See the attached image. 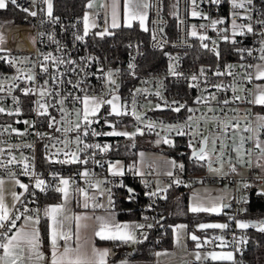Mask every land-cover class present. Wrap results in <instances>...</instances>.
<instances>
[{
	"label": "built area",
	"instance_id": "built-area-1",
	"mask_svg": "<svg viewBox=\"0 0 264 264\" xmlns=\"http://www.w3.org/2000/svg\"><path fill=\"white\" fill-rule=\"evenodd\" d=\"M196 3L195 10L208 19L191 15V0H148L146 37L129 38L118 45L112 41L102 42L111 36L113 30L106 23V15L101 9L94 13L96 26L93 29L89 27L88 34L84 35V14L61 18L52 11L50 17L44 0H35V3L33 0H17L13 6L27 15L25 23L15 25L20 29L12 28L19 32L17 36L21 43L12 45L8 38L0 48V85L3 88L0 90V106L20 109L19 114L0 112V177L13 178L9 176L11 172L28 189L20 192V199L13 204L12 212L19 210L23 215L34 216L37 197L57 192L59 179L63 178L70 181L72 192L80 193L78 189H83L90 196L92 205L98 204L100 196L104 195L110 208L114 205V189L123 186L125 201H142L143 213L137 224H152L165 229V224L158 223L160 212L157 207L165 191H160L157 186V176L150 161L142 160L140 171H137L131 158L122 174L113 175L109 165H115L117 157L110 155V151L127 139V150L134 153L135 140L130 136H106L102 133L113 130L109 126L111 124L115 129L133 128L139 135L165 139L176 137L183 146L181 157L168 155L171 159L168 172L172 175H167L168 172L160 175L161 180L168 184L166 188H185L202 182L225 184L231 194L229 199L223 200L229 205L225 208L229 217L228 227L214 229L205 245H220L221 240L216 238L223 237V246L233 252L232 264H247L248 231L236 228L235 220L242 209L245 185L264 186V174L260 172L262 157L254 143L255 134L244 131L245 128L256 129L258 118L264 117V112L248 102L252 100L253 78L251 81L246 78L248 73L252 74V68L246 66L260 61L262 55L260 47L264 37L260 32L264 29L256 23L262 19L261 2L252 0L247 12L236 10L239 13L237 23H252L255 29L254 33L236 37L231 36L233 9L229 0H220L219 4H211L208 0H196ZM23 8L37 14L31 16ZM244 16H251V20L240 18ZM215 19L225 20L224 24L217 25L216 30L211 26V20ZM6 28H2L4 38L7 37L5 33H10L5 32ZM105 28L107 33L99 35ZM193 30L197 36L190 34ZM77 35L83 39L77 40ZM200 35L208 39L201 41ZM225 35L229 37L227 41L223 39ZM233 39L238 43H232ZM202 44L208 47L204 48ZM240 49L251 50L252 55ZM146 50L161 53L160 58L152 59L153 67L145 64ZM217 53L220 54L217 56ZM208 54L216 57H205ZM130 64L134 67L129 68ZM170 65L175 74L169 71ZM110 71L112 76L109 78L107 74ZM28 75L34 79L29 81ZM193 76L197 79L193 80ZM109 79L115 83H110ZM28 89L31 93L25 95ZM41 90L45 92L44 96L40 95ZM85 95L103 100L116 96L119 98L117 103L126 114L109 115L111 106L107 103L101 105L98 122L97 117H90L93 123L88 126L89 134L84 136V124L81 123L80 129H75L74 125L78 122L76 111L82 115ZM237 95L241 99H235ZM61 100L63 104L59 102ZM37 101L46 105L45 115L38 114ZM180 105L183 107L179 112L172 110ZM133 110L141 116L140 120L135 118ZM49 121H52V127H49ZM225 121L231 126L221 130ZM149 124L154 127L150 128ZM179 129L185 134L178 135ZM93 130L100 135L93 136ZM259 133L264 138V131ZM210 134V157L197 160L190 152L200 148L204 136L207 149ZM78 135L83 143L76 142ZM242 138L241 152L247 150L251 155L244 154L240 159L234 147L236 141L240 146ZM213 140H216L215 151L212 150ZM190 142L192 147H189ZM85 143L107 145L108 150L84 149ZM73 152L87 163L59 162L70 159ZM25 164L28 165V175L24 174ZM180 165H183L182 169ZM85 171L88 175H81ZM36 177L45 181L46 190L35 187ZM176 180L180 183H175ZM151 192L157 195L146 194ZM24 208L28 212H24ZM248 221L264 222V215L248 218ZM252 228L258 231L256 227ZM149 229H137V238L145 240L144 235ZM241 238L246 242L240 244ZM137 244L131 243L123 249V257L130 259L131 249ZM237 248L240 251H236ZM109 251L112 256L116 254V248L111 245Z\"/></svg>",
	"mask_w": 264,
	"mask_h": 264
},
{
	"label": "snow or ice",
	"instance_id": "snow-or-ice-1",
	"mask_svg": "<svg viewBox=\"0 0 264 264\" xmlns=\"http://www.w3.org/2000/svg\"><path fill=\"white\" fill-rule=\"evenodd\" d=\"M211 4H219L220 0H208ZM231 7L233 9L232 12V23H231V36H243L248 33H254L255 29L252 25V23L248 24H240L237 23V17H239V13L236 11L237 9H243L245 12L248 11V5L252 3V0H229ZM11 3L12 5L17 4V0H0V10L5 9L7 4ZM33 3H35V0H33ZM44 3L47 4V10L48 15L52 16V3L51 0H44ZM193 11L191 12V15L193 17L201 16L204 19H208L207 16H204L201 12H198L195 10L197 7L196 0H191ZM94 6H96V0H89V3L86 5L87 8L92 9ZM100 8H111V27L116 28L120 27V12H119V0H111V3H101L99 4ZM149 8V4L147 3V0H123V21L125 27H131L133 21H138L140 24V27L144 30H147L145 28V21L147 19V9ZM23 11L27 12L31 16H35L37 13L35 11H30L28 8H23ZM241 19L251 20V16H244L240 17ZM84 35L88 34V29L90 26V16L88 12H85L84 14ZM107 23V21H106ZM224 19H215L211 20V26L214 30H216L217 25L224 24ZM262 29H264V19H259L256 21ZM92 27H95V23H91ZM201 27H205L201 25ZM225 32H227V29H225ZM107 33V28H105L104 32L99 33V35L103 36ZM192 36H197V32L193 30L190 33ZM260 35L264 37V31L260 32ZM3 36H0V43H3ZM77 40H82L83 37L77 35ZM199 39L201 41L207 40L208 37L205 35H200ZM224 40H228V35H225L223 37ZM215 43V42H213ZM232 43H238L235 39L232 40ZM204 48H207V44L201 45ZM215 51V49H213ZM241 52L247 51L248 55H252L251 50L247 49H240ZM260 52L262 55L260 56L261 60H264V39L261 40V47ZM219 55V53H217ZM45 59H48V57H45ZM11 63V61H9ZM134 66L132 64L129 65V68H133ZM232 66L229 65V68ZM244 67V65H242ZM247 68H255V79L257 80H264V64H257V65H247ZM46 70V69H45ZM169 71L173 74H175L174 69L172 65L169 66ZM203 71V70H202ZM219 74V73H217ZM110 78L112 76L111 71L107 74ZM246 78L251 81L253 78L251 73H248ZM27 79L29 81H32L34 78L32 75H28ZM193 80H196L197 77L193 76ZM110 83H115L114 80L109 79ZM217 88H220V85H216ZM0 90H3L2 85H0ZM233 91L235 92L236 89L234 88ZM243 91V89H241ZM31 93V90H25L24 94L28 95ZM159 93H157L158 95ZM253 96V99L248 101L249 103H255L258 105H264V87H258L254 92L250 93ZM41 96L45 95V92L41 90L40 92ZM79 99V98H77ZM118 97L113 96L111 100H103L99 97H89L85 95L83 97V111L82 115L79 110L76 111V115L78 117V122L74 125L75 129H80L81 123L84 124L85 129L83 132L84 136H87L89 134L88 126L93 123V120L90 119V117H97L98 122V113L101 105L107 103L111 106V111L109 115H116L120 116L124 113L121 110L120 105L117 103ZM199 99V98H198ZM215 99V97H213ZM235 99L239 100L241 99L240 96H235ZM61 104L64 103L63 100L59 101ZM18 103V101H16ZM225 104L228 103L227 100L224 101ZM38 109L43 110L39 111V115H45L46 114V105L44 103H40L37 101ZM159 107V105H157ZM183 107V105H180L179 107H175L172 110L179 112L180 108ZM5 109L0 108V112H4ZM61 111L63 112L64 109L61 108ZM189 112L192 111V109H188ZM20 109H16V114H19ZM12 113L9 112V115ZM133 115L137 120L141 119V116L133 110ZM191 119V117H189ZM261 120V123L257 125L256 129L251 128H245L244 131H251V132H259L264 131V117L259 118ZM107 122V121H106ZM27 124L28 122L25 121ZM110 127L113 128L110 132L102 133L106 136H129L131 135L128 132H120L116 131L115 127L111 124H109ZM150 128L154 127V125L149 124ZM231 125L229 122L225 121L222 123L221 130H225L229 128ZM49 127H52V121H49ZM172 127V126H169ZM238 127V125H237ZM59 130V129H57ZM71 130V129H68ZM93 136L100 135V133H96L94 130L91 132ZM178 135H184L182 129L178 130ZM22 135V134H21ZM248 139H251V137H248ZM79 143H83V141L80 139V136H77V141ZM164 143H170L169 140L164 139ZM243 138L241 139V144L239 147L236 148V151L238 153V158L242 159L244 154L251 155L250 151L245 150V153L241 152V148L243 147ZM201 147L198 151L194 150L192 155L197 160H205L207 159V149L205 147V140H201ZM189 147H192L191 142L189 143ZM90 148H97L100 151L104 152L108 150V146H101L99 144L97 145H90V144H84V149H90ZM256 148L260 149L261 157H264V146L261 145L259 141L256 143ZM212 150H216V140L212 141ZM65 155H68L67 153ZM60 163H87L86 160H80L77 153L73 152L71 153V157L68 160H62L59 161ZM173 166H175V163L173 162ZM28 165L25 164V175H28L27 172ZM180 168H183V165H180ZM116 165H109V171L112 172L113 175L122 174V172L116 170ZM211 170V166H210ZM216 171H219L218 169ZM233 171L235 169L233 168ZM139 174V173H137ZM34 175V174H33ZM81 175L87 176V171L81 173ZM167 175L171 176L172 173L168 172ZM9 176H12L14 179V174L9 173ZM3 180H0V249L3 251V255H0V264H17V262L21 259H23V249L24 246L27 245L30 253L35 256V259L42 260L43 256L39 251V232L32 228L31 231H26L24 229H18L16 232L12 233L10 236L8 233L12 232V229L16 228V221L20 220L23 216V219L25 220V228L28 227V222H31L33 224H38L39 219L34 218L30 215H23V213L19 212H12L9 207L5 204L4 198L2 195V186H3ZM14 183L18 184L19 187L25 189L27 191V186L24 184H21L18 180L14 179ZM69 183L70 181L68 179H59V186L56 187V191L63 194L64 204L59 205H53L46 207L44 209V215L48 218L50 221L48 228H49V238L51 242V247L53 250L52 253V261L51 264H106V257L109 255V252L107 250H99L95 246L89 247V238L85 235H82V233L86 232L89 227L92 228L93 235L95 237H98L100 240H113V241H121L123 243H140L142 242L137 238L136 230L137 229H143L145 227L151 228L153 227L152 224H120L115 220L114 214H109L106 216H88V215H81V214H71L70 209L67 207V203L69 201L70 194H69ZM175 183L179 184L180 181L176 180ZM35 187L37 189H40L41 191L46 190L45 181L43 179H40L39 177H36L35 179ZM245 187H248V185H245ZM78 191L85 195V202L83 204V207L87 209L89 207L87 196L84 193L83 189H78ZM131 191V190H129ZM160 191H167V189H160ZM149 196H156V192L146 193ZM13 199L19 200L20 196L16 193H13ZM261 195H264V192H261ZM223 197H209L207 199L202 198L198 193H194L192 196V202L188 206V211L191 213H211V214H221L223 209L229 207L228 204L223 202ZM111 203V201H109ZM93 208L100 207L98 204H93ZM24 212H28L27 208H24ZM147 219V218H145ZM87 221H92V224L90 225L87 223ZM73 225H75V232L73 231ZM185 225H176L173 227L172 231L174 234V237L176 238L177 242L181 239V233L185 229ZM228 227L227 224H211V223H201L198 225L199 229H226ZM236 227L239 229H247L249 227H256L258 231L264 232V222H259L256 224H249L244 223L241 221H236ZM141 235H144L141 233ZM75 236L76 240V246L73 248L71 246V241L73 240V237ZM144 238L146 239V235H144ZM191 239L193 241H198V237L195 235L191 236ZM216 239L221 240L223 246V237H217ZM64 241L63 244V251L60 252L59 248L60 245L58 241ZM246 241L241 238L239 240L240 244L245 243ZM207 243V241H205ZM197 248L201 247V244L198 242L196 245ZM236 251H240L239 248L236 249ZM32 255L29 256V259L32 258ZM160 253H157V256H159ZM210 258L212 261H233V253L232 252H222V253H208L204 256H201L199 253L196 255L197 260L201 259H208Z\"/></svg>",
	"mask_w": 264,
	"mask_h": 264
},
{
	"label": "trees",
	"instance_id": "trees-1",
	"mask_svg": "<svg viewBox=\"0 0 264 264\" xmlns=\"http://www.w3.org/2000/svg\"><path fill=\"white\" fill-rule=\"evenodd\" d=\"M86 0H52V11L55 15L65 18L68 16L78 15L82 12L85 6ZM261 2V18L264 19V0ZM27 21V15L16 9L11 3H8L5 9L0 10V22L1 23H12V24H22ZM172 21V19H171ZM146 33H142L135 27L129 28H117L111 32V36H108L105 40H102L104 44L112 41L120 45L129 38H136L144 36ZM100 41L101 40H97ZM220 54V53H219ZM160 51H145V64L148 67H153L155 64L152 62L153 58H160ZM218 56V55H217ZM224 56V55H223ZM205 57L213 58L216 57L214 54H208ZM257 109L264 111V105L257 106ZM171 141L170 144L164 145V153L166 155H173L174 157H181V151L183 146L180 139L173 137L168 139ZM129 141L123 139L120 142L118 148L110 151V155L122 158L125 162L133 158L134 153H129L127 150V145ZM136 150V148H135ZM175 188L168 187L165 192V196L162 200L158 202V210L160 212V220L158 223H163L166 225L165 229L158 228L157 226L151 227L146 234V239L137 246L131 249L130 259L136 260H149L152 258L151 249H158L161 247H168L171 242V226L177 222H183L186 225L187 230L192 229V226L197 221L207 219V218H225L226 214L220 215H207L206 213H191L187 208V189L189 188ZM244 197L242 203V211L238 217L255 218L264 215V195H261L263 190H259L257 186H251L244 188ZM124 189L123 186H119L114 189V205L113 210L116 211L117 217L119 219H134L139 220L142 213V201L138 200L136 202L125 201L123 199ZM58 199L57 192H49L47 195L38 196L36 200V207L43 202L55 201ZM40 239L42 242L46 239V224L44 218L40 220L39 226ZM248 231V241L246 246V261L247 264H254L255 261V251L260 246L264 244V232L256 231L252 227L247 228ZM213 232L212 229H205L201 231V234L206 236ZM207 236V237H208ZM114 247L116 248V254L111 256L110 261L117 258H122L124 253L123 249L127 248L126 243L114 242Z\"/></svg>",
	"mask_w": 264,
	"mask_h": 264
},
{
	"label": "crops",
	"instance_id": "crops-1",
	"mask_svg": "<svg viewBox=\"0 0 264 264\" xmlns=\"http://www.w3.org/2000/svg\"><path fill=\"white\" fill-rule=\"evenodd\" d=\"M119 2H121V0H119ZM148 3V0H147ZM120 5V4H119ZM120 9V7H119ZM101 10L104 11L105 15H106V19H107V23L108 26L110 28V20H111V16L108 14V12L104 9L101 8ZM85 6L82 10V14H85ZM120 27L123 28H129V27H125L124 25V21H123V13L120 12ZM146 24H147V19L145 21V28H146ZM8 27H7V26ZM16 24H12V23H5V25H3V23H0V28L4 29V27H7L5 32H9V34L5 35L7 36L4 39H10L8 42L12 45L15 44H19L21 43V39L20 37H18V33L17 31H14L15 28L13 26H15ZM132 26H135L140 32L145 33V30L142 29L140 27V24L138 21H133L132 22ZM131 26V27H132ZM120 27H116V28H111L112 30L120 28ZM12 31V33H11ZM12 35H13V39H12ZM3 39V41H4ZM0 43V48L1 46L4 44ZM257 64H264L260 61L254 63L253 65H257ZM252 76H253V83H252V92H254L258 87H264V80H257L255 79V68H252ZM259 81V82H257ZM262 81V82H261ZM253 99V96H252ZM255 108L257 109V106H259L258 104L254 103ZM259 110V109H257ZM261 112H264L262 110H259ZM261 118V117H260ZM261 123L260 119L258 118V124ZM255 134V145L257 143V141H259L261 143L262 146H264V138L260 137V133L259 132H254ZM239 147L238 141L235 142V154L238 156V153L236 151V148ZM134 158V157H133ZM132 158V159H133ZM120 159L121 161H123L122 167H120V171L123 172L127 165L128 162H125L122 158H117ZM151 165H152V170L154 172V174L158 177L160 175H163L165 173H167L170 169L171 166V159L169 158L168 155H166V157H155L152 160H149ZM137 171H140L141 168V162L139 163H134ZM260 172L262 174H264V157H262V164L260 166ZM15 180H18L21 184H24V182L21 179H17L14 178ZM14 179L11 177H0V180H3V186H2V195L4 198V202L5 204L9 207V209L11 210L13 204L15 203L16 200L13 199V193H16L17 195L20 194V192L23 190V188L19 187L18 184L14 183ZM25 185V184H24ZM259 190H263L264 186H257ZM69 190V194H70V199L67 203V207L70 209V213L71 214H81V215H88V216H106L109 214H114L115 216V220L120 223V224H137V220L134 219H119L117 217V213L115 210H113L112 208L109 207L108 205V199L107 197H105L104 195L100 196V201L98 203V205H100V207H92V204L90 203V196H87V201L89 204V207L87 209H85L83 207V204L85 202V195L81 194V193H74L71 191L70 186L68 187ZM58 193V199L55 201H50V202H43L39 206L36 208L34 218H38L39 219V223L38 224H33L31 222H28V227L25 228V220L23 219V217L16 221V228L12 229V232L8 233L9 236L16 232L18 229H24L26 231H31L32 228H35L38 232H39V226H40V220L42 218H44L45 224H46V239L44 242L41 241L40 239V232H39V251L43 256L42 260H37L35 259V256L32 255L27 247V245L24 246L23 249V259L19 260L17 262V264H51L52 261V247H51V242H50V238H49V228L48 225L50 223V221L48 220L47 217H45L44 215V209L46 207L49 206H53V205H59V204H64V199H63V194L60 192ZM224 199H226L225 197H223ZM225 203V202H224ZM188 208V206H187ZM224 210L222 211L221 214L224 215ZM242 211V209H241ZM224 219V218H221ZM87 223H89L90 225L92 224V221H87ZM249 223V222H248ZM185 225L183 222H177L175 224H173L171 226V242L170 245L168 247H161L158 249H155L152 253V258L149 260H136V259H126L124 257L122 258H117L114 259L113 261H110L111 258V254L109 251V246L111 245L112 247H114L113 243L114 242H121V241H113V240H100L98 237H95L93 235L92 232V228L89 227V229L86 230V232L82 233V235H85L89 238V247L91 246H95L97 249L99 250H107L109 252V255L106 257V264H232V261H212L210 258L208 262H206V259H201V260H197L196 259V255L197 253H199L201 256H204L208 253H212V252H216V253H222V252H232L230 249H228L227 247L221 246L222 243L216 244L214 246L211 247H207L205 245V241L207 239V236L205 234H201V231L203 230H198L197 232L193 233V235L198 237V241H193L191 239V236L188 234L187 228L185 227L184 231L181 233V239L179 240V242H177L176 238L174 237L173 234V227L176 225ZM186 226V225H185ZM205 230V229H204ZM214 230V229H212ZM73 231L75 232V225H73ZM201 244V247L197 248L196 245L197 243ZM60 248L59 251L62 252L63 251V244L64 241H58ZM71 246L73 248H75L76 246V240H75V236L73 237V240L70 242ZM123 243V242H121ZM131 243H126V247L130 246ZM115 248V247H114ZM157 253H160L159 256H157ZM233 253V252H232ZM0 255H3V251L2 249H0ZM32 255V258L29 259V256Z\"/></svg>",
	"mask_w": 264,
	"mask_h": 264
},
{
	"label": "rangeland",
	"instance_id": "rangeland-1",
	"mask_svg": "<svg viewBox=\"0 0 264 264\" xmlns=\"http://www.w3.org/2000/svg\"><path fill=\"white\" fill-rule=\"evenodd\" d=\"M89 3V0H86L85 2V11L89 13L90 16V28L93 29L94 27L91 26V23L94 22V13L96 10L101 9L99 7V4L101 3H111V0H96V6H94L92 9H89L86 7V5ZM120 4V9L119 12L123 13V0H121V2H119ZM46 8H47V4H46ZM104 10H106L108 12V14L111 16V8L105 9L102 8ZM1 23V22H0ZM111 24V20L109 22ZM3 25H5V23H3ZM7 26V25H6ZM8 27V26H7ZM17 27V26H14ZM110 28L111 27L110 25ZM20 29L19 27H17L16 30ZM0 36H3L4 38V34L2 32V29L0 28ZM12 39H13V35H12ZM215 53H216V49H215ZM262 63H264V60H261ZM259 82V81H257ZM262 82V81H261ZM5 109V111L3 113L6 112H11L12 114L16 113V110H14L11 107H1ZM83 111V109H81ZM261 122V120H260ZM116 131H120V132H128L131 135H129L130 137L134 138L135 143H134V147L136 148L135 150V155L133 158V163H139L144 159L147 160H152L155 157H166V154L164 153V145H168L171 143H164V139L165 138H158V137H153V136H148V135H139L138 132L133 129H126V128H120V129H115ZM112 131V130H111ZM211 139H212V134L209 135L207 142H208V147H207V152L206 155L207 157H210V149H211ZM168 140V139H167ZM123 161H121L120 159L116 160V169H114L113 171H120V167H122ZM121 172V171H120ZM112 173V172H111ZM156 184L158 187H160V189H165L168 184L163 182L161 180V176L156 177ZM194 193H198L202 198H209V197H225L226 199L230 198V191L227 189L225 184H220V183H215V182H202V183H198V184H193L191 185L188 189H187V206H189V204L192 202V196ZM222 213V212H221ZM196 214V213H195ZM199 214V213H198ZM207 215H217V214H211V213H206ZM224 214H227V212L224 210ZM220 215V214H219ZM229 220V217L226 215V217L224 219L221 218H207V219H203L200 221H197L196 223L193 224L192 229H190V231H188V234L190 236L193 235V233L197 232L198 230H204V229H199L198 225L201 223H211V224H227V221ZM236 221H241L244 223H248V219L244 218V217H237V219L235 220V227H236ZM228 225V224H227ZM237 228V227H236ZM239 229V228H238ZM247 230V229H244ZM255 261L254 264H264V244H260V246L256 249L255 251Z\"/></svg>",
	"mask_w": 264,
	"mask_h": 264
},
{
	"label": "water",
	"instance_id": "water-1",
	"mask_svg": "<svg viewBox=\"0 0 264 264\" xmlns=\"http://www.w3.org/2000/svg\"><path fill=\"white\" fill-rule=\"evenodd\" d=\"M205 139H206V136H204V137L202 138V140H205ZM200 147H201V146H200ZM199 149H200V148H199ZM199 149H197L196 151H198ZM193 151H194V150H193ZM193 151L190 152V155H191V156H193V155H192ZM249 224H256V222H255V221H249Z\"/></svg>",
	"mask_w": 264,
	"mask_h": 264
}]
</instances>
